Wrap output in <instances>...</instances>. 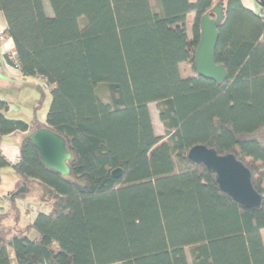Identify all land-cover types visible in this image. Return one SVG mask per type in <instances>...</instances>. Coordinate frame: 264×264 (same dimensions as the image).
I'll return each mask as SVG.
<instances>
[{
  "label": "trees",
  "instance_id": "16d2710c",
  "mask_svg": "<svg viewBox=\"0 0 264 264\" xmlns=\"http://www.w3.org/2000/svg\"><path fill=\"white\" fill-rule=\"evenodd\" d=\"M151 1L49 0L48 15L44 0H0L19 76L41 77L51 89L45 122L8 118L0 99V169L10 166L2 139L17 131L47 127L72 152L63 176L30 140L21 144L12 166L20 179L0 195V264H12L10 248L17 264H264V8ZM218 2L225 18L215 59L228 73L220 85L195 67L201 18L215 17ZM10 56L0 66L6 75ZM181 64L194 72L183 75ZM196 144L243 161L261 206L247 208L224 192L188 157ZM24 185L41 188L39 200L52 208L22 225L17 202L28 192L16 191Z\"/></svg>",
  "mask_w": 264,
  "mask_h": 264
},
{
  "label": "water",
  "instance_id": "95a60500",
  "mask_svg": "<svg viewBox=\"0 0 264 264\" xmlns=\"http://www.w3.org/2000/svg\"><path fill=\"white\" fill-rule=\"evenodd\" d=\"M264 8V0H256ZM215 17L208 13L201 18L202 36L195 52V67L199 75L222 84L228 77L227 70L223 64H218L215 59V48L217 45L219 30L218 25L225 18L223 2H218L212 8ZM3 54L0 50V66ZM0 79H9L0 68ZM30 140L37 148L42 163L57 173L68 176L71 173L69 162L72 160V152L67 147L66 139L57 132L47 128H38L27 134L23 142ZM188 157L203 164L207 170L215 174L220 188L230 194L232 198L247 208L257 209L261 206L262 196L254 188L252 183V172L233 153L219 154L215 148L205 144H196L188 152ZM121 169H115L113 176L121 175ZM25 186V185H24ZM24 186L16 193L28 191Z\"/></svg>",
  "mask_w": 264,
  "mask_h": 264
},
{
  "label": "rangeland",
  "instance_id": "374dc122",
  "mask_svg": "<svg viewBox=\"0 0 264 264\" xmlns=\"http://www.w3.org/2000/svg\"><path fill=\"white\" fill-rule=\"evenodd\" d=\"M151 2L152 5L154 4L155 6H157V0H152ZM44 6L46 13L48 15H52L53 10L49 0H44ZM188 29L190 30L189 25ZM5 39L6 38L4 37V41L0 42V50L2 54L11 52L9 51L10 48L7 45ZM181 70L184 73L183 75H190L194 72V70L186 64H181ZM8 77L9 79H0V99L5 100L9 104V110L6 112L7 117L10 119L24 120L27 122H31L34 119L37 121L45 122L46 115L51 104V89L48 87L45 81L38 76H30L23 79L21 76L11 73H9ZM99 90L103 96H106L105 85H102ZM150 110L155 132L158 135H163L164 128L158 116L157 103H151ZM0 177V195H5L14 188V184L16 179L18 178V175H16L12 169L4 167L0 170ZM24 199L26 201L23 203H21L20 200H18L17 202L20 208L22 225H25L30 220H32L37 214L38 209L44 212L51 211V204L40 201L38 199L37 193L35 192L28 193ZM1 204L3 206H6L7 202L5 201V199H2ZM29 206H31V209L35 211V214L31 212V209H28ZM24 209L26 211H29L30 215L25 213ZM7 210L10 211V208ZM14 218V216L9 217V219L6 221L7 224H14ZM37 235L38 233L36 231H31L30 233L31 237H36ZM186 250L190 259V250ZM9 253L12 258V264H17L12 248L9 249Z\"/></svg>",
  "mask_w": 264,
  "mask_h": 264
},
{
  "label": "crops",
  "instance_id": "0c3cea01",
  "mask_svg": "<svg viewBox=\"0 0 264 264\" xmlns=\"http://www.w3.org/2000/svg\"><path fill=\"white\" fill-rule=\"evenodd\" d=\"M243 3H244L245 6L251 8V9H253L255 11H259V9L261 8V6L258 4V2L256 0H243ZM6 27H7L6 20L4 18L3 13L0 11V32H3L6 29ZM4 36L6 38L5 39L6 43H7V45L10 48L9 51L14 52L13 40L11 38L7 37L6 35H4ZM5 69L7 70L6 67H5ZM8 72L11 73V74H14V75H19L20 74V73H12L10 71H8ZM27 134H28L27 132L17 131V132H13L11 134L5 135L3 137L2 143H1V149H2V153L4 154V156L10 162V166H8L9 169H12V166L19 161V159H20V147H21V144L23 143V139L25 138V136ZM16 175H18V174H16ZM19 179H20V176L18 175V178L15 181L13 189H15ZM27 192L28 193H33V192L37 193V196H38V199H39L42 190H41V188L39 189V187H37L36 191H30V192L27 191ZM2 199H5V201L7 202L6 206H4L5 207L4 209H6V210L9 209L11 206L8 203L7 198L3 197ZM2 199H1V202H2ZM25 201H26L25 199L21 200V203H23ZM10 217H13V216H10ZM261 233H262V236L264 238V229L261 231ZM36 237H31V238H36Z\"/></svg>",
  "mask_w": 264,
  "mask_h": 264
},
{
  "label": "built area",
  "instance_id": "2783aa9c",
  "mask_svg": "<svg viewBox=\"0 0 264 264\" xmlns=\"http://www.w3.org/2000/svg\"><path fill=\"white\" fill-rule=\"evenodd\" d=\"M4 37L5 36L3 35V32H0V42L4 41ZM10 59L11 62H5V67L7 68V70L12 73H20L19 65L17 63V59L14 52H11ZM28 209L30 210L31 206H29ZM31 212L35 214V211L33 209H31Z\"/></svg>",
  "mask_w": 264,
  "mask_h": 264
}]
</instances>
